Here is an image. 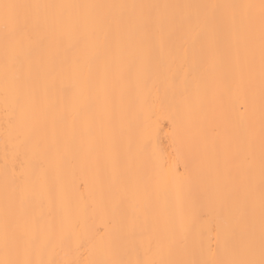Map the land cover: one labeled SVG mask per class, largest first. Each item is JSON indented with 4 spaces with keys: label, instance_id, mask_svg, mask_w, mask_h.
<instances>
[{
    "label": "bare ground",
    "instance_id": "bare-ground-1",
    "mask_svg": "<svg viewBox=\"0 0 264 264\" xmlns=\"http://www.w3.org/2000/svg\"><path fill=\"white\" fill-rule=\"evenodd\" d=\"M261 2L0 0V260L264 258Z\"/></svg>",
    "mask_w": 264,
    "mask_h": 264
},
{
    "label": "snow or ice",
    "instance_id": "snow-or-ice-1",
    "mask_svg": "<svg viewBox=\"0 0 264 264\" xmlns=\"http://www.w3.org/2000/svg\"><path fill=\"white\" fill-rule=\"evenodd\" d=\"M20 5H13L8 3L0 4V9L3 10V21L5 26L9 28L10 32H15L19 27V18L15 14H13V10L20 8ZM27 7H40L39 5H31ZM53 7V6H48ZM63 7V6H59ZM252 7V6H249ZM261 15L264 17V0H262L261 5ZM0 264H32V262L28 259L24 260H0ZM227 264H264V258L256 261L254 259H240V260H233L227 262Z\"/></svg>",
    "mask_w": 264,
    "mask_h": 264
}]
</instances>
